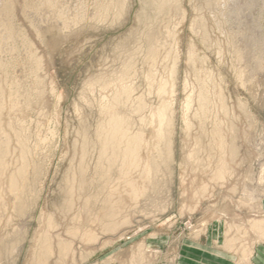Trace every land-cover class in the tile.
Instances as JSON below:
<instances>
[{
	"label": "rangeland",
	"instance_id": "1",
	"mask_svg": "<svg viewBox=\"0 0 264 264\" xmlns=\"http://www.w3.org/2000/svg\"><path fill=\"white\" fill-rule=\"evenodd\" d=\"M1 1L14 10L0 11V264H180L214 235L255 264L264 0L256 64L228 0ZM70 7L84 13L73 25Z\"/></svg>",
	"mask_w": 264,
	"mask_h": 264
},
{
	"label": "bare ground",
	"instance_id": "2",
	"mask_svg": "<svg viewBox=\"0 0 264 264\" xmlns=\"http://www.w3.org/2000/svg\"><path fill=\"white\" fill-rule=\"evenodd\" d=\"M67 1H68L69 5L71 6V3H73L75 0H67ZM255 1L254 0H228V5L229 6L231 5L230 6V10H229V17L231 19L234 18V17L236 18L237 15H240V16H243L245 18V21L248 22V24H250V25H248V29L250 31V35H249L250 39L247 40L248 38H246V36L243 38L242 36L239 35L238 36V40H239L238 43H239V47L243 46V47L246 48V51L250 54L251 57H253V60L255 61V64H256V63L261 62L260 61L261 59L258 58L259 56H256V54H255V52L257 51L260 43L258 41L257 31H256L255 27L251 24V21H249V18L251 16V14L255 11V8H256L255 7V3H254ZM42 2H43V4H47V6L49 8H51L53 6L52 3H55L56 1L55 0H42ZM77 2H79V4L82 6L86 2V0H77ZM112 5L115 8H119L121 6V0H112ZM0 8H1L0 11L3 14V16H5L7 14L9 19L11 20V16H13L12 13H13V10H14L12 3L8 2V1H5V2L1 1ZM68 12H69V14L67 15V17H68V20L70 22L69 24H71V25L76 24L77 21H79V17L83 16V14H84L83 11H82V12L78 13L75 16V13L72 12V8L71 7H70V10H68ZM5 22H8V21L5 20ZM7 28L8 29H4V34L5 35L10 34L12 26L8 25ZM255 64L250 65L247 69H245L244 72H242V76H243V80L244 81L250 82V81L256 80L257 75L259 74V71H258V68H257V66ZM14 95H13V99L10 101L11 103L14 102V100L16 98V95L15 96ZM118 98H120V96L116 97L115 101H118ZM2 107H4V96H3V104H2V91L0 89V111L2 110ZM120 122H121V120L118 119L117 116H114V115L110 116L107 129H112V130L116 129L117 130L119 128V123ZM106 132H108V131L106 130ZM109 144H110V141H108V142L106 140L102 141V146H104V147L109 145ZM0 147H1V145H0ZM5 148H6V143L3 141V157H4V154H5ZM1 152H0V164H1V158H2ZM135 158H136L135 152L134 153L131 152L130 162L133 163V160ZM11 187H12V191L11 192L15 191L14 187H16V184L12 185ZM128 189L130 190L129 192L133 193V196H134V193H135V195L137 194V196H139L144 191L143 187L142 186L138 187L137 184H135L133 182V180H132V183L130 184ZM116 202H118V200H116ZM116 209H117V207H115V210ZM259 226H260V224L258 222L255 223V227L256 228H259ZM89 236L91 237V234L90 233H86L87 239L90 240L91 238Z\"/></svg>",
	"mask_w": 264,
	"mask_h": 264
},
{
	"label": "crops",
	"instance_id": "3",
	"mask_svg": "<svg viewBox=\"0 0 264 264\" xmlns=\"http://www.w3.org/2000/svg\"><path fill=\"white\" fill-rule=\"evenodd\" d=\"M264 207V205H263ZM209 240L215 245L213 248L208 246L196 245L191 247L193 255L182 254L179 258L180 264H238L233 257L227 242L220 244V237L217 235L209 237ZM255 264H264V247L261 245L255 248ZM241 262V261H240ZM242 263V262H241Z\"/></svg>",
	"mask_w": 264,
	"mask_h": 264
}]
</instances>
